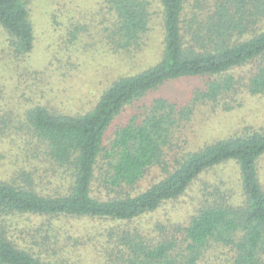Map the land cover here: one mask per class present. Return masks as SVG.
I'll list each match as a JSON object with an SVG mask.
<instances>
[{
	"label": "trees",
	"instance_id": "16d2710c",
	"mask_svg": "<svg viewBox=\"0 0 264 264\" xmlns=\"http://www.w3.org/2000/svg\"><path fill=\"white\" fill-rule=\"evenodd\" d=\"M160 2L163 51L155 64L114 78L84 111L36 105L27 112V127L44 152L33 155L55 169L49 183L56 185L53 192L39 190L26 168L0 179V264H199L212 243L232 250V264L258 263L264 246L258 170L264 129L247 128L196 148L187 130L203 105L229 111L244 93L264 94V30H255L264 18V0ZM105 5L114 19L105 28L109 49L141 47L150 26V1L105 0ZM0 24L17 55L32 51L35 35L25 0H0ZM194 79L201 84L177 94L168 89ZM232 160L240 170L242 202L206 199L178 229L187 242L180 254L161 236L160 222L142 229L85 225L139 222L184 196L204 173ZM155 168L164 176L134 192ZM19 176L31 186L19 183ZM23 215L84 225L49 222L21 230L15 218Z\"/></svg>",
	"mask_w": 264,
	"mask_h": 264
},
{
	"label": "rangeland",
	"instance_id": "374dc122",
	"mask_svg": "<svg viewBox=\"0 0 264 264\" xmlns=\"http://www.w3.org/2000/svg\"><path fill=\"white\" fill-rule=\"evenodd\" d=\"M25 1L35 35L30 53L17 55L11 36L0 24V179L20 175V170L26 168L33 172L39 190L53 192L56 183L50 184L49 179L55 169L43 158H38L44 152H41L39 139L27 127V112L36 105L59 111H84L114 78L155 64L163 51V9L160 0H149L150 26L142 37L141 47L113 52L109 49L105 28L114 19L105 0ZM255 30H264V18ZM251 67L252 64L246 66ZM198 84H201L199 79L182 80L170 84L168 89L177 94ZM235 101L236 104L241 102L240 105L229 111L201 106L187 130L192 148L247 128L264 129V94L244 93ZM113 132L112 129L110 137ZM176 150L181 153L180 149ZM36 153L37 157L33 155ZM258 170L264 187V156L258 161ZM162 176V170L153 169L134 192L144 190ZM18 178L19 183L31 186L30 181L27 184L26 179ZM242 191L239 166L232 160L204 173L184 196L174 202L169 200L139 222L126 225L120 221H86L85 225L142 229L153 228L160 222L163 229L161 233L158 231L156 238L162 240L163 236L173 244L174 254H180L187 248V242L183 231L178 229L190 221L198 208L224 199L240 204ZM49 222L56 226L80 223L64 221L61 217L50 218V221L29 215L15 218V226L21 230L47 226ZM14 239L21 245L24 243ZM203 252L199 264H232L233 252L223 244L212 243ZM257 264H264V246L259 250Z\"/></svg>",
	"mask_w": 264,
	"mask_h": 264
}]
</instances>
